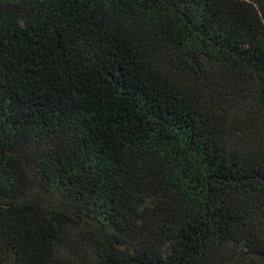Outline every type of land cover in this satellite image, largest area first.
I'll return each mask as SVG.
<instances>
[{
    "label": "trees",
    "instance_id": "1",
    "mask_svg": "<svg viewBox=\"0 0 264 264\" xmlns=\"http://www.w3.org/2000/svg\"><path fill=\"white\" fill-rule=\"evenodd\" d=\"M0 264H264V0H0Z\"/></svg>",
    "mask_w": 264,
    "mask_h": 264
}]
</instances>
